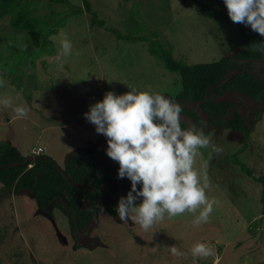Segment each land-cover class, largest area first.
Returning a JSON list of instances; mask_svg holds the SVG:
<instances>
[{"label":"rangeland","instance_id":"obj_1","mask_svg":"<svg viewBox=\"0 0 264 264\" xmlns=\"http://www.w3.org/2000/svg\"><path fill=\"white\" fill-rule=\"evenodd\" d=\"M69 1L81 5V0ZM199 1L207 5L211 16L192 0H90L106 27L121 35L158 39L174 59L189 65L251 50L236 35L237 24L229 18L223 0ZM50 10L65 7L42 0L33 14ZM89 21L86 12L69 16L50 35L63 30L72 42V56L62 65L48 57L31 66L17 63L10 78L0 73L5 81L0 98L10 97L13 106L29 109L26 117L17 118L12 108L0 105V143L17 147L25 158L34 156L31 150L41 146V155L64 167L71 155L85 149L88 139L107 149V138L96 132L84 114L109 91L122 95L132 85L138 91L174 95L181 88L179 73L150 54L147 41L117 38L112 31L90 26ZM52 42L57 55L59 44ZM31 47L26 32L10 27L7 17L0 18L3 57ZM260 99V116L248 120L249 125L253 122L248 147L238 155L252 176L230 160L241 146V133L222 126L207 130L206 135L223 150L216 154L200 149L194 165L200 169L203 161L208 162L206 195L218 201L207 223L194 226L193 214L186 212L165 217L144 232L130 220L125 224L118 216L102 212L90 231L96 246L87 248L74 244L67 216L58 207L49 214L37 208L31 191L22 189L12 196L0 184V243L6 244L0 251L10 247L8 257L0 253V264H264L261 183L254 179L264 176V97ZM197 243L211 247L214 255L193 259L190 249ZM172 246L186 255L174 257Z\"/></svg>","mask_w":264,"mask_h":264},{"label":"clouds","instance_id":"obj_2","mask_svg":"<svg viewBox=\"0 0 264 264\" xmlns=\"http://www.w3.org/2000/svg\"><path fill=\"white\" fill-rule=\"evenodd\" d=\"M223 2L233 23L250 26L264 37V0ZM50 39L59 44L55 60L62 65L72 56V42L63 30ZM250 48L264 53V42L253 43ZM4 84L0 79V87ZM128 87L130 91L122 95L107 92L84 114L96 132L107 138L106 154L118 162V177L131 181V190L118 201V217L125 224L130 220L139 225L144 232L165 217L171 219L186 212L193 214L194 226L207 223L218 201L206 195L210 188L208 162L203 161L200 169L194 165L200 149L220 154L222 148L202 128H182V108L178 103L159 93ZM0 105L12 108L17 118L29 112L25 106H13L12 98L7 96L0 98ZM139 198L142 202L135 203ZM98 210L104 212L103 206L98 204ZM170 252L174 257L186 255L175 246L170 247ZM190 255L206 259L214 255V250L197 243Z\"/></svg>","mask_w":264,"mask_h":264},{"label":"trees","instance_id":"obj_3","mask_svg":"<svg viewBox=\"0 0 264 264\" xmlns=\"http://www.w3.org/2000/svg\"><path fill=\"white\" fill-rule=\"evenodd\" d=\"M41 1L0 0V18L7 17L10 27L26 32L32 46L29 50L19 49L14 51L8 58L3 57L0 53V73L8 76V78L15 72L16 65L19 62L31 66L35 65L37 59H41L40 62L44 63L48 57L54 56L56 50L49 38L50 35L56 34L59 28L65 25L69 16L86 12L90 14V26L96 25L112 31L117 38L126 37L134 41H147L149 53L158 56L167 69L179 73L181 83L180 91L177 94L179 97H185L189 101L205 100L206 89L209 87V99L202 104V108L208 114L220 117V123L226 117L228 103H215L212 96L220 95L227 89H234L254 99H260L264 95V81L259 78V74L251 71L255 60L264 62V53L260 51L249 50L234 56L226 55L216 61L189 65L174 59L171 50L164 48L158 39L131 36L130 33L121 35L116 29L106 27L104 20L99 18L97 12L92 9L90 0H81V5L73 4L69 0H48L51 3L64 6L65 10H50L43 15L33 14V11L41 5ZM192 1L209 16L212 15L204 2ZM236 24V35L242 38L246 45L251 46L253 43L263 42L262 36L252 31L250 26ZM243 59H252V63L248 65L249 70L246 69L241 73L230 76L222 85L219 83L212 86L213 83L230 71H241L244 63L240 60ZM12 83L14 82L12 81ZM260 112L261 107L257 106L253 111V118H258ZM196 117L195 119L199 121L198 116ZM222 124L226 128L241 133L243 139L241 146L230 155V160L244 174L252 176V170L239 159L238 155L248 147L246 140L250 135L249 130L253 122L251 125L247 124L246 119L242 118L239 112L233 111L231 118ZM90 149L83 153L71 155L65 168H63V174L56 167L55 160L48 155H34L35 159L32 161V165L28 167L30 162H25V156L15 146L0 143V165H4L0 169V182L7 189H12L15 194L22 189L31 191L35 205L41 210L56 199L57 203L52 208L58 207L67 216L72 229H75V227L82 228L85 223L94 217V191L97 192V204L102 205L108 215L117 216L116 207L119 199L122 196L126 197L131 189H129V186H124L119 196L111 198L109 196L117 192V183L110 182L103 188L105 193L100 192L99 185L103 181L95 176L96 170L91 168L90 163L86 162V154L89 155ZM64 175L69 176L71 182H68ZM254 179L261 183L260 203L264 214V176L254 177ZM90 182H92V188H88ZM76 183L79 185H75ZM84 194H87L88 200L86 207L82 209ZM48 213L50 214L51 211ZM75 245L78 244L75 242Z\"/></svg>","mask_w":264,"mask_h":264},{"label":"flooded vegetation","instance_id":"obj_4","mask_svg":"<svg viewBox=\"0 0 264 264\" xmlns=\"http://www.w3.org/2000/svg\"><path fill=\"white\" fill-rule=\"evenodd\" d=\"M238 59H241V58H238ZM251 60L252 59H243V60H240L241 62H243L244 63V65H243V67L244 66H246L247 65V68L246 69H250L249 68V63H252L251 62ZM259 61V62H258ZM261 60H255L253 63H254V65H253V69L251 70L252 72L255 70H259L262 66H263V69H264V62L262 61V62H260ZM243 69V68H242ZM245 69V70H246ZM234 71V70H233ZM231 72V71H230ZM229 72V73H230ZM228 73V74H229ZM255 73V72H254ZM264 73V72H263ZM259 78L261 79V75L259 74ZM221 84V83H220ZM222 85V84H221ZM229 90H234V89H227L226 91H224L222 94H224L225 92H227V91H229ZM180 90H178L177 92H176V94H174V95H171V94H168V93H166L164 96H166L169 100H172V101H174V102H176V103H178L180 106H181V108H182V112H181V114H185V115H187V116H189V117H191L192 118V120L194 121V123H195V125H194V127L195 128H197V129H203L204 130V133H205V135H206V133L208 132L207 130H213V129H216L217 127H220V126H222V127H224L223 126V122H226L228 119H230L231 118V116L230 117H228V115H227V112H228V110L229 109H233V111H237V108H238V106L236 105V104H232V103H230V102H227V101H223V102H227L228 103V106H227V110H226V117H224L223 119H222V122L220 123V121H221V118L220 117H218V116H216V115H210V114H208L203 108H202V104L204 103V102H206L208 99H209V94H208V98L206 97L205 98V100H197V101H202L201 102V104H200V106L198 105V104H195V105H192L191 103L193 102V101H189V100H187L185 97H179L177 94H178V92H179ZM236 91V90H235ZM239 92V91H238ZM222 94H220V95H222ZM220 95H214V96H212V100H213V98H215L216 96H220ZM206 96V95H205ZM247 96V95H246ZM251 97V96H250ZM263 97H264V95H263ZM230 99H231V97H230ZM256 101H254L253 103H252V108H253V110L251 111V109H248L247 110V113H246V115H245V119H246V122H247V124H248V120L250 119L249 117L251 116V117H253V111L256 109V107L257 106H261V103L259 102V98H256L255 99ZM261 100V99H260ZM196 101V102H197ZM214 102V101H213ZM241 102H243V100H241ZM216 103V102H215ZM218 103H220V102H218ZM255 106V107H254ZM201 110H203V111H205V113L208 115V119H207V121H204V119H203V117L201 116V114H200V111ZM233 111H232V113H233ZM237 112H239V111H237ZM252 113V115H250V116H248L249 115V113ZM232 113H231V115H232ZM240 113V112H239ZM240 115H241V113H240ZM196 116H198V118L200 119L199 121L198 120H196L195 118H197ZM220 120V121H219ZM253 120H255L254 118H253ZM181 126H182V128H185V129H188L189 127H190V124L187 122V121H183L182 119H181ZM224 128H226V127H224ZM230 129V128H229ZM232 130V129H231ZM87 142V146L85 147V149L84 150H82V151H79V152H76V153H83V152H85V151H87L89 148H91L92 149V151H91V149L89 150V155L88 154H86L87 155V158H86V162H88V163H90L91 164V168H94L95 170H96V172H95V176H98L99 178H101L102 179V183L99 185V190H100V192H102L103 194L105 193L104 191H103V188L104 187H106L110 182H112V183H117V192L116 193H113V194H111L109 197H111V198H115V197H117V196H119L121 193H122V191H123V187L124 186H129V189H131V181L127 178V177H125V178H119L118 177V169H119V164H118V162H115V161H113L112 159H110L108 156H107V154H106V148H105V146H104V144L101 146V148H100V146L98 147V146H96V145H94L93 144V141L91 140V139H88V140H86ZM103 149H105V150H103ZM93 153V154H92ZM33 161V160H32ZM32 161L30 162V163H32ZM56 163V162H55ZM56 165V164H55ZM66 165V164H65ZM65 165H64V167H61V168H65ZM31 166V165H30ZM29 167V166H28ZM1 183V182H0ZM91 183V187H89V184ZM89 184H88V188H92V182H90ZM2 184V183H1ZM76 184H78V183H76ZM3 185V184H2ZM5 187V186H4ZM138 188L140 187V185H138L137 186ZM9 190V189H8ZM11 191H13L12 189H11ZM13 194H15L14 192H13ZM17 194V193H16ZM85 198L88 200V198H87V194H84V196H83V201H85ZM94 199H95V202H96V200H97V192L96 191H94ZM54 200H56V199H54ZM57 201V200H56ZM61 201H62V199H61ZM137 204L139 203V202H142V198H139V199H137V201H135ZM57 203V202H56ZM55 203V204H56ZM54 204V205H55ZM83 205H84V202H83ZM87 205V204H86ZM86 207V206H85ZM84 207V208H85ZM96 207H97V209H96V214H95V204H94V211H93V213H94V217H95V215H96V217H97V220L100 218V216H101V214H102V212H100L99 210H98V204L96 203ZM83 208V206H82V209H84ZM105 212V211H104ZM106 213V212H105ZM107 214V213H106ZM111 216V215H110ZM118 216V215H117ZM93 217V218H94ZM92 218V219H93ZM91 219V220H92ZM91 220H89L87 223H85V225L82 227V228H78V227H75V229H72L71 228V226L69 225V229H70V236L72 237V239H73V241H74V244H75V242L77 243V239H79V238H81V237H83L85 234H88V236L89 237H91V238H94V237H92V235L90 234V231L92 230V227L94 226V224L97 222V220H96V222L94 223V224H91L90 222H91ZM86 224H89V226L87 227V228H85V226H86ZM1 229H4V227H1ZM4 236H7V234L5 233V235ZM79 245V244H78ZM82 246V245H81Z\"/></svg>","mask_w":264,"mask_h":264},{"label":"water","instance_id":"obj_5","mask_svg":"<svg viewBox=\"0 0 264 264\" xmlns=\"http://www.w3.org/2000/svg\"><path fill=\"white\" fill-rule=\"evenodd\" d=\"M262 41L264 42V37H262ZM246 68H247V65L244 66L241 71H239V70L231 71L229 74H226L221 79H219L218 81L213 83L212 86H215V85H217L219 83L224 84L228 80V78L230 76H232V75H234L236 73H241ZM253 72H255L257 74H260L261 75V80L264 81L263 66L258 71L254 70ZM208 90H209V87L206 89V94H205L207 98H208ZM230 97H231V99H230ZM241 100H243V102H241ZM213 101L216 102V103L227 101V102H230L232 104H236L238 106L237 111H239L241 113V117L244 118L248 109H251V111H252V109H253L252 108V103L254 101H256V100L253 97L243 95L242 93H240L238 91L229 90V91L225 92L224 94H222L220 96H216L215 98H213ZM201 102L202 101H197V102L193 101L191 104L192 105L198 104L200 106ZM232 111H233L232 108L228 110V112H227L228 117L231 116ZM252 113L250 112L248 116L252 115ZM200 114L203 117L204 121H207L208 115L205 113V111L201 110ZM181 117H182L183 121H187L190 124V127H194L195 123H194V121L192 120L191 117H189V116H187L185 114H181ZM34 159H35V156H28L27 158H25V162H31ZM55 164H56V167L64 174L63 168H61L57 163H55ZM3 166L4 165H0V169ZM64 176H65V178L67 179L68 182H71L69 176H67V175H64ZM75 185H79V184H75ZM89 187H91V183L89 184ZM56 202H57L56 200H52L42 210H44V212H48L54 206V204ZM96 203H97V200L95 202V214H96V209H97ZM86 204H87V199L85 198L83 208L86 206ZM96 220H97V217L95 215V217L91 220L90 223L94 224L96 222ZM88 226H89V224H86L85 228H87ZM96 243H97V239L89 237L88 234H85L83 237L77 239V244L82 245V246L87 247V248H94L96 246Z\"/></svg>","mask_w":264,"mask_h":264},{"label":"crops","instance_id":"obj_6","mask_svg":"<svg viewBox=\"0 0 264 264\" xmlns=\"http://www.w3.org/2000/svg\"><path fill=\"white\" fill-rule=\"evenodd\" d=\"M52 57L55 58V57H56V54H55L54 56H52ZM38 147H41V146H38ZM16 148H17V147H16ZM17 149H18V148H17ZM32 150H34V148H33ZM32 150H31V153H32ZM42 152H43V151H42ZM20 153H21V152H20ZM21 154H22V153H21ZM22 155H23V154H22ZM0 184H1V183H0ZM1 185H2V184H1ZM10 191H11V190H10ZM21 191H22V190H21ZM19 192H20V191H19ZM19 192H18V193H19ZM11 195H12V196H13V195L15 196V195H17V194H13V191H11ZM4 233H6L7 236L9 237V235H8L7 232H4ZM4 240H5V239H4ZM0 242H1V241H0ZM4 242H6V241H4ZM2 244H3V243H0V247L2 246ZM3 245H6V244H3ZM9 248H10V247H9ZM9 248H8V246H6L4 249H2V250L0 251V253H2L3 255L6 254V257H8L7 254H8V252H9V250H10ZM8 249H9V250H8Z\"/></svg>","mask_w":264,"mask_h":264},{"label":"built area","instance_id":"obj_7","mask_svg":"<svg viewBox=\"0 0 264 264\" xmlns=\"http://www.w3.org/2000/svg\"><path fill=\"white\" fill-rule=\"evenodd\" d=\"M43 148L42 147H36L34 150H32V154L33 155H38L40 153H42ZM214 264H218L217 262H215Z\"/></svg>","mask_w":264,"mask_h":264}]
</instances>
